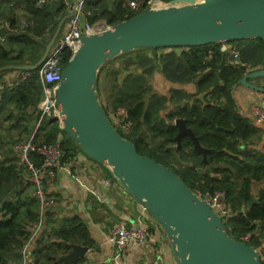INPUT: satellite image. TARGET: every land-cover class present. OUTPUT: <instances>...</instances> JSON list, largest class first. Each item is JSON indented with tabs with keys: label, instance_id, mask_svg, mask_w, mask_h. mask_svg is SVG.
I'll use <instances>...</instances> for the list:
<instances>
[{
	"label": "trees",
	"instance_id": "trees-1",
	"mask_svg": "<svg viewBox=\"0 0 264 264\" xmlns=\"http://www.w3.org/2000/svg\"><path fill=\"white\" fill-rule=\"evenodd\" d=\"M126 1L87 0L83 5L84 19L88 24L105 22L111 26L142 12L132 11L125 5ZM36 2L0 0V18L4 17L8 22L7 27L0 28V68L34 65L58 21L66 15L59 3L39 7ZM18 4L23 11L19 19L12 16ZM225 45L234 48L236 56L228 48L222 50L220 44L137 48L122 53L118 56L119 68H106L107 64L116 61H108L99 68L95 94L98 97L102 94L99 104L106 116L119 107L126 110L132 124L131 132L123 135L116 130L134 145L140 156L167 167L191 192L224 191L229 214L223 225L228 237L242 242L241 238L249 234V239L243 242L258 253L260 264H264V143L259 146L262 141L260 130L238 115L232 96L234 87L246 74L264 68V41H233ZM65 53L64 65L70 55L68 51ZM39 69L0 73V264H20V250L31 237V225L39 218L32 176L18 163L13 152L15 144L29 138L39 116L37 105L43 98ZM156 71L177 87L170 88L165 94L153 92L148 80ZM23 72L30 76L23 80L16 78ZM9 73H14L15 78L10 82L3 81ZM101 75L108 78L105 87L101 85ZM188 86H192L191 90ZM202 93L204 96L200 100L198 97ZM176 120H184L185 127L200 147L207 150L205 160L194 150L187 136L182 137L179 147L176 145ZM6 124L26 132L23 140L19 141L20 134L14 139ZM35 138L57 145L61 153L60 165L73 160L78 153L84 154L54 119L44 122L42 133ZM6 140L13 141L11 148L5 147ZM29 160L35 166L41 162L33 152ZM255 183L263 184L256 196L251 193ZM43 185L45 189V181ZM252 197L256 202L248 208ZM49 215L46 211L44 216ZM52 234L55 238L47 243L39 242L41 236L37 240L30 252L31 257L34 256L32 264H61V255L68 252L70 244L77 243L89 249L94 246L88 229L76 216L63 217Z\"/></svg>",
	"mask_w": 264,
	"mask_h": 264
},
{
	"label": "water",
	"instance_id": "water-1",
	"mask_svg": "<svg viewBox=\"0 0 264 264\" xmlns=\"http://www.w3.org/2000/svg\"><path fill=\"white\" fill-rule=\"evenodd\" d=\"M68 18L65 15L58 21L34 65L4 66L0 73L40 67ZM81 23L80 45L63 68L58 85L59 127L88 158L108 167L125 190L147 207L171 241L176 264H260L258 253L244 242L228 237L221 219L178 176L140 156L134 145L117 133L96 98L95 79L103 64L137 48L264 41V0H171L168 7L138 13L95 33H87L84 20ZM255 77H264V68L246 74L240 84L264 92L247 82ZM203 96L200 94L198 99ZM174 125L176 145L179 147L182 137L187 136L205 160L207 150L200 147L184 120H176ZM255 202L252 197L248 208ZM70 248L61 264H74L89 251L79 244H70Z\"/></svg>",
	"mask_w": 264,
	"mask_h": 264
},
{
	"label": "crops",
	"instance_id": "crops-1",
	"mask_svg": "<svg viewBox=\"0 0 264 264\" xmlns=\"http://www.w3.org/2000/svg\"><path fill=\"white\" fill-rule=\"evenodd\" d=\"M19 6L21 5L18 4L13 9L14 18L16 9L20 10V14L23 13ZM16 18L19 19L18 14ZM1 19L3 21L0 23V28L7 27V20L4 17ZM223 46L226 45H222L221 49L227 50ZM154 75L168 84L166 87L168 90L177 87L168 83L159 71H156ZM15 76L14 73L7 74L2 80L10 82ZM251 79L255 80L249 84L264 89V83L261 82L264 77ZM232 96L236 111H240L260 130L262 141L259 146H261L264 143V125L255 123L250 108L264 104V92L239 84L234 87ZM46 184L45 191L54 199V205L47 210L50 215L44 218V221L48 220V223L44 225L46 227L44 236H41L43 229L33 241L31 250L40 236L39 242L41 243H47L55 238L52 233L57 229L63 217L76 216L88 229L94 246L89 249L85 257L74 264H113L115 252L110 241L109 230L117 223L131 224L140 218L148 227V239L143 244L129 246L121 256V264H176L171 241L167 238L163 228L147 207L125 190L108 167L78 153L73 160L60 165L55 171L53 181ZM262 185V183L253 184L251 193L256 196ZM70 251L71 248L61 255V258ZM33 258L34 256L31 257L30 264L33 263Z\"/></svg>",
	"mask_w": 264,
	"mask_h": 264
},
{
	"label": "built area",
	"instance_id": "built-area-1",
	"mask_svg": "<svg viewBox=\"0 0 264 264\" xmlns=\"http://www.w3.org/2000/svg\"><path fill=\"white\" fill-rule=\"evenodd\" d=\"M86 1L87 0H37L36 2L39 7L54 2L59 3L64 7L65 13L69 16V18L63 26L61 35L56 38L38 71V75L43 86V98L37 105L39 110L38 119L34 123V128L29 138L26 141L19 142L13 146V152L18 163L24 166L32 176L31 181L34 186L33 194L39 205V218L37 222L31 225V237L28 241H26L20 250V264H30V252L34 241L33 239L34 237L36 238L44 229V225L46 224V220L44 221L45 212L48 209H51L54 205V199L49 197L50 195L46 193L43 184L44 181L45 183L53 181L55 171L58 167H60L59 158L61 153L56 144L42 143L36 140L35 137L42 133V126L47 120L54 119L58 122L56 95L61 73L65 67V51L69 52L70 58L73 52L80 45L79 38L82 31V20H84V29L87 33L102 31L107 26L105 22L88 24L85 21L83 5ZM126 4L134 12H144L147 10L168 7V3H164L160 0H131ZM157 4H161L160 7H156ZM2 21L3 20L0 18V23ZM226 48L230 49L234 56H236L234 48ZM29 76L30 73L23 72L17 75L16 78L23 80ZM250 112L255 120V123L264 125V104L261 106H252L250 108ZM237 113L239 116L244 117L240 111H237ZM107 117L110 122L114 124L113 127L115 130H119L123 135L130 134L132 124L127 119V112L123 107L117 108L115 112L109 113ZM32 152L40 157L41 162L39 166L33 165V163L29 160V155ZM193 194L207 207H209L222 222L226 220L229 214V209L224 191L216 190L213 192H202L201 190H195ZM109 233L110 241L115 252L113 264H121V256L129 246L132 244H143L148 239V227L140 218L136 219L131 224L117 223L109 230ZM248 238L249 235H246L241 239L242 241H245Z\"/></svg>",
	"mask_w": 264,
	"mask_h": 264
},
{
	"label": "rangeland",
	"instance_id": "rangeland-1",
	"mask_svg": "<svg viewBox=\"0 0 264 264\" xmlns=\"http://www.w3.org/2000/svg\"><path fill=\"white\" fill-rule=\"evenodd\" d=\"M131 0H127L126 1V3L127 2H130ZM125 3V5L127 6V4ZM167 3H169V2H167ZM182 6V5H181ZM128 7V6H127ZM129 8V7H128ZM17 11L15 12V15L17 16V14H18V17L21 15L20 14V10H18V9H16ZM62 19V18H61ZM99 20H103V19H98V21ZM223 48L224 49H226V46H223ZM162 51V50H161ZM122 54V53H121ZM120 55V54H119ZM118 55V56H119ZM118 56L117 57H115V59H113V60H111L112 62L113 61H116V62H114V64L113 63H110V64H107L106 65V68H113V69H117V68H119V64H120V58H118ZM118 58V59H117ZM9 74H11V73H9ZM97 74V73H96ZM154 75V74H153ZM152 75V76H153ZM123 76V74L119 77V79L121 78ZM151 76V78L148 80L149 81V85L151 86V88H152V91L153 92H156V93H159L160 91H163V92H160V93H166L167 91H168V89L166 88L167 86H168V84L165 82V81H163L162 79H159L156 75H154L153 77ZM101 79V82L103 83H101V85H103L104 87L106 86V82L108 81V78H105L103 75H101V77H100ZM111 79V78H110ZM109 79V80H110ZM261 82H263L264 83V79H262L261 80ZM191 88H192V86H189V87H187V89H189V90H191ZM103 95H105V94H103ZM100 96H102V94H100L99 95V97ZM98 96H96V98H97ZM97 98L98 99V101H99V103H100V98ZM102 99H103V96H102ZM102 101V100H101ZM102 103H103V101H102ZM6 126V128L9 130V133L11 134V136L15 139V138H17V136L20 134V138H19V141L20 140H23V138L25 137V135H26V132H22V131H18V130H16L15 128H13L10 124H6L5 125ZM6 138H8V136L6 137ZM18 141V142H19ZM11 142H13V141H7L6 140V143H5V147L6 148H11V146H12V144H11ZM82 154V153H81ZM90 159V158H89ZM30 188H31V186H30ZM49 208H51V207H49ZM247 235H249V234H247ZM249 237H250V235H249ZM249 239V238H248ZM247 239V240H248ZM243 242V241H242ZM262 248H264V242L262 243ZM264 256V255H263ZM21 263V262H20Z\"/></svg>",
	"mask_w": 264,
	"mask_h": 264
},
{
	"label": "bare ground",
	"instance_id": "bare-ground-1",
	"mask_svg": "<svg viewBox=\"0 0 264 264\" xmlns=\"http://www.w3.org/2000/svg\"><path fill=\"white\" fill-rule=\"evenodd\" d=\"M160 5H161V4H160ZM160 5H159V4H157V5H156V7H157V6H159V7H160ZM175 6H176V7H181V5H175Z\"/></svg>",
	"mask_w": 264,
	"mask_h": 264
},
{
	"label": "flooded vegetation",
	"instance_id": "flooded-vegetation-1",
	"mask_svg": "<svg viewBox=\"0 0 264 264\" xmlns=\"http://www.w3.org/2000/svg\"><path fill=\"white\" fill-rule=\"evenodd\" d=\"M157 7H159V6H157Z\"/></svg>",
	"mask_w": 264,
	"mask_h": 264
}]
</instances>
